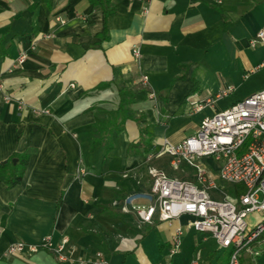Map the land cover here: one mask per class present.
Masks as SVG:
<instances>
[{"label":"crops","instance_id":"obj_1","mask_svg":"<svg viewBox=\"0 0 264 264\" xmlns=\"http://www.w3.org/2000/svg\"><path fill=\"white\" fill-rule=\"evenodd\" d=\"M113 1L104 31L90 0H0V164L11 163L5 177L12 165L23 168L17 183L0 180V251L18 240L38 244L47 233L53 244L69 238L65 260L38 247L0 255V264H90L97 251L108 264L146 258L142 240L165 221L141 224L122 210L126 193L150 186L147 151L129 149L140 137L135 116L152 124L156 148L264 87V43H249L264 29V0ZM21 52L27 57L15 65ZM120 85L144 86L148 96L129 105L107 154L91 143L98 115L117 109ZM192 99L203 107L195 110ZM154 161L168 165L167 156ZM188 221H166L160 252H169L175 226L194 230ZM197 238L190 252L201 251L200 264L211 251V264H222L215 240ZM174 256L169 264H183Z\"/></svg>","mask_w":264,"mask_h":264},{"label":"built area","instance_id":"obj_2","mask_svg":"<svg viewBox=\"0 0 264 264\" xmlns=\"http://www.w3.org/2000/svg\"><path fill=\"white\" fill-rule=\"evenodd\" d=\"M260 42L264 43V29L249 43L254 46ZM132 53L138 61L141 53L137 45H133ZM26 57L27 52H21L15 65L22 64ZM3 91L0 74V93ZM154 95L151 91L150 96ZM189 103L195 110L203 107L202 101L196 99ZM196 128L180 141L164 140L146 153L150 186L126 193L122 210L134 214L141 224L160 220L171 225L173 219L187 215V226L205 232V239L213 238L217 251L233 248L228 264H240L242 253L258 254L255 245L264 242V87L223 110L205 115ZM161 156H167L170 168L187 169L191 177L169 174L152 163ZM252 212L260 217L250 226L246 218ZM183 234L184 225L175 226L170 256L180 251ZM68 240L63 236L53 244L52 235L47 233L38 244L15 241L0 255L34 252L44 247L65 260ZM195 251L190 264L202 261L201 251ZM93 256L90 264H108L100 251Z\"/></svg>","mask_w":264,"mask_h":264},{"label":"trees","instance_id":"obj_3","mask_svg":"<svg viewBox=\"0 0 264 264\" xmlns=\"http://www.w3.org/2000/svg\"><path fill=\"white\" fill-rule=\"evenodd\" d=\"M94 5V8L99 9L104 14V31L107 30V18L110 14L116 11V5L113 0H90ZM107 83H103L102 86ZM120 95V101L117 109L112 111H102V115H98L95 123V131L98 133V137L94 138L91 146L102 145L105 148V152L109 154L114 148L115 137L125 128V121L130 118L131 110L129 105L137 100H143L148 96V90L144 86L137 88H128L125 85L118 87ZM139 126L140 137L137 142L130 144L129 149L136 148L141 151H149L154 148L153 143L154 133L152 124L148 123L142 114L135 116L134 118ZM165 163V159L161 161ZM159 165H162V163ZM11 163L4 162L0 164V180L5 179L9 185L17 183L22 176L23 168H16L12 165L10 175L5 177L4 169ZM233 251L232 247L225 249L218 257V261L222 264H228V260ZM214 251H211L204 264H211V258L214 257Z\"/></svg>","mask_w":264,"mask_h":264},{"label":"rangeland","instance_id":"obj_4","mask_svg":"<svg viewBox=\"0 0 264 264\" xmlns=\"http://www.w3.org/2000/svg\"><path fill=\"white\" fill-rule=\"evenodd\" d=\"M157 147L160 146V144L156 145ZM153 164L156 165L155 161L152 162ZM158 164V163H157ZM164 165V169L172 175H177L179 177H191V174L189 171H186L187 169H172L169 167V165ZM260 215L257 212H252L249 213L247 216V221L250 226H253L258 220H259ZM175 221V220H174ZM167 225V222H162L160 223L159 226H157L156 230H151L150 234L146 237V239H143L141 244L143 247V253L145 254L144 258L143 256H133L129 261H133L132 264L136 263H141L143 259H146V261H149L151 264H169L171 262V256L169 255V252L167 249H164L162 252H160L159 247H158V240L159 236L162 237V231H165V226ZM168 227V226H167ZM170 227V226H169ZM168 227V228H169ZM205 232H200L195 230H185V234L183 235V239L180 245V251L175 254L174 258L172 259L173 261H182L183 264H188L192 257L193 254L191 251V244L194 243V240L196 237L197 240H200L202 237H204ZM200 238V239H199ZM142 239V238H141ZM211 237L207 238V240H203L202 244L205 245H211L213 242L211 241ZM255 249L259 251L258 254H250V255H245V253H242L240 256V263L242 260V257H244L242 263L243 264H264V242L261 244L255 245ZM222 252V251H221Z\"/></svg>","mask_w":264,"mask_h":264},{"label":"water","instance_id":"obj_5","mask_svg":"<svg viewBox=\"0 0 264 264\" xmlns=\"http://www.w3.org/2000/svg\"><path fill=\"white\" fill-rule=\"evenodd\" d=\"M15 160H16V158L13 159V161H15Z\"/></svg>","mask_w":264,"mask_h":264}]
</instances>
